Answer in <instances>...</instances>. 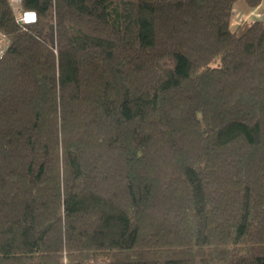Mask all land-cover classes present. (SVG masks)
Instances as JSON below:
<instances>
[{
  "label": "trees",
  "instance_id": "obj_1",
  "mask_svg": "<svg viewBox=\"0 0 264 264\" xmlns=\"http://www.w3.org/2000/svg\"><path fill=\"white\" fill-rule=\"evenodd\" d=\"M237 1L0 0V264H264V19Z\"/></svg>",
  "mask_w": 264,
  "mask_h": 264
},
{
  "label": "built area",
  "instance_id": "obj_2",
  "mask_svg": "<svg viewBox=\"0 0 264 264\" xmlns=\"http://www.w3.org/2000/svg\"><path fill=\"white\" fill-rule=\"evenodd\" d=\"M14 5H16L20 0H11ZM15 20L18 24L29 25L37 21V13L32 10H20L18 7H14ZM253 15L262 16L258 12H253ZM10 46L9 37L0 30V61L4 58L6 51Z\"/></svg>",
  "mask_w": 264,
  "mask_h": 264
},
{
  "label": "rangeland",
  "instance_id": "obj_3",
  "mask_svg": "<svg viewBox=\"0 0 264 264\" xmlns=\"http://www.w3.org/2000/svg\"><path fill=\"white\" fill-rule=\"evenodd\" d=\"M262 12L260 10H255V11H248V7L246 6L245 2L243 0H238L233 8V25H237L241 20L246 19V20H257V19H264V1L262 3L261 7ZM253 12H258V14H262V16H256L253 15Z\"/></svg>",
  "mask_w": 264,
  "mask_h": 264
},
{
  "label": "crops",
  "instance_id": "obj_4",
  "mask_svg": "<svg viewBox=\"0 0 264 264\" xmlns=\"http://www.w3.org/2000/svg\"><path fill=\"white\" fill-rule=\"evenodd\" d=\"M250 10L248 9L247 13L249 12Z\"/></svg>",
  "mask_w": 264,
  "mask_h": 264
}]
</instances>
